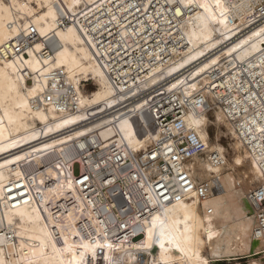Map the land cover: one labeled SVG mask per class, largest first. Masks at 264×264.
I'll return each mask as SVG.
<instances>
[{"label": "bare ground", "instance_id": "bare-ground-1", "mask_svg": "<svg viewBox=\"0 0 264 264\" xmlns=\"http://www.w3.org/2000/svg\"><path fill=\"white\" fill-rule=\"evenodd\" d=\"M95 11L106 14L95 30L108 21L120 27L107 49L88 24ZM137 11L143 18H131ZM62 16L72 22L61 26ZM30 24L59 46L49 56L5 58L3 44ZM147 27L162 36L151 52L140 49L155 62L144 60L147 72L128 80L132 91L161 84L204 144L177 164L163 143L161 181L151 187L134 171L107 175L87 156L116 144L132 158L175 130L153 126L145 111H159L148 98L116 110L127 96L114 77L125 60L119 44L134 47ZM63 81L75 103L46 95ZM263 109L264 0H0V264H220L239 255L264 264L249 196L264 185ZM183 167L193 189L182 187ZM163 184L182 196L164 200ZM202 184L211 188L205 198ZM140 186L149 207L131 192Z\"/></svg>", "mask_w": 264, "mask_h": 264}, {"label": "built area", "instance_id": "built-area-1", "mask_svg": "<svg viewBox=\"0 0 264 264\" xmlns=\"http://www.w3.org/2000/svg\"><path fill=\"white\" fill-rule=\"evenodd\" d=\"M96 13L97 11L90 15L91 20L88 22V24L91 27L92 35L101 38L103 41L106 40L107 49L111 39L114 38V33L119 31L120 27H114L113 24L108 21L103 23L102 27L97 29L100 30L106 28V31L99 34L94 28L97 27L98 19L103 18L106 14L103 13L102 15L95 16ZM120 16L121 18H125V16L121 14ZM62 17L63 19L60 21L61 26H65V24L72 22V19H70L68 16ZM131 18H143V15L137 11L131 15ZM136 26L137 25H134L133 27ZM39 35L38 29L32 24H30L27 29H23L22 27L18 33H16L12 38L3 44L2 55L5 58H29L31 51L35 50L39 56H49L51 53H53L54 49L59 46L58 40L51 39L50 37H39ZM139 35L140 40H135L137 44L134 47H131V45L127 47L123 43L119 44L121 54H123L122 57L125 58L124 61L122 58L118 59V61H121L122 64L118 66L115 61H113V65L116 64L119 73V75H114V77H116L119 82L124 81L127 83V87L121 91L127 93L126 99L117 106L116 110L122 109L136 101L148 98L149 101L152 102V105H156V109L159 111V115L156 114L157 111L151 113L149 108H147L145 111L146 114H151V116L149 114L148 115L150 116L153 126H166L169 128V126L172 124L173 127H175V130L170 129L167 132H164L161 139L156 141V143L151 146L149 150H144L142 153L135 154L132 158L125 157L116 144H111L110 146L104 148H93V154L89 153L87 156L93 158L94 161L100 165L102 171L106 172L107 175L110 174V172L111 174L118 173L122 174L124 179H127L125 176L134 171L136 174L144 176L148 185L151 187L153 184L161 181L162 169L160 168L159 164H162L163 162L160 160L158 164L159 157L156 150H160L163 146V143L170 147L169 154L173 157V160L177 164H181L182 162L191 159L194 155L202 152L204 150V144L193 131L187 132L183 121V110L181 106L173 98L170 101L166 99L164 91L160 89L162 87L161 84L157 83L149 87L140 88L138 91H132L133 85L129 84L128 80L130 78L136 79L138 74L143 75L147 72L146 68H142L144 60H149L152 63L155 62L154 58L141 55L140 49L142 48L143 51L151 52L150 48L157 44V37L162 36V32L161 30L147 27V29H145L142 34ZM142 35L144 36L142 37ZM147 37L148 39H146ZM39 39H42L44 42L41 50H37L35 48L36 42ZM110 53L113 56L115 54L114 49L110 50ZM134 56H136L135 59H137L139 62L138 65H134L131 62V59ZM130 68L132 71H124ZM25 72L27 73V71ZM220 77L222 76L217 77V79ZM29 81L32 82V79H29ZM254 87L256 88V86ZM256 90L259 91V89ZM72 94V87L68 86L66 83H64V81L59 82V88H50L46 91V95L49 99L53 98L63 102L69 101L71 104L75 103V100H71ZM171 104L172 107H170ZM253 113L259 118L256 110ZM262 141L264 142V138ZM76 163L78 165L79 172L81 169V164L79 162ZM164 171L174 176L175 172L173 169ZM145 173H147L149 178H147ZM179 174V180L182 182V187H184L185 190L193 189L195 187V185L191 182L189 169L183 167ZM149 180L151 181L152 185L149 183ZM196 187L199 195L202 198H205L211 192V188L207 184H202ZM161 188H164V193L160 194V196H162L166 201L176 200L182 196L180 191H177L176 188H172L170 185L163 184ZM131 192L134 197L136 196V199L140 205L143 203L149 207V198L142 186H140L139 189L131 190ZM115 196L119 204L129 202V199L125 194L116 193ZM249 196L253 202L259 226L264 230V185H254V187L250 189Z\"/></svg>", "mask_w": 264, "mask_h": 264}, {"label": "rangeland", "instance_id": "rangeland-1", "mask_svg": "<svg viewBox=\"0 0 264 264\" xmlns=\"http://www.w3.org/2000/svg\"><path fill=\"white\" fill-rule=\"evenodd\" d=\"M90 87L92 88V86H90ZM212 116H213V114H211V118L214 119V116L213 117ZM216 131H217L216 125L212 124L210 126V134H211L212 137L215 136ZM221 141H222L223 144H225L229 148V154H233V150L230 149L231 148L230 147L231 140L228 137L226 138V137L222 136L221 137ZM75 173L78 174V165L75 167ZM243 258L244 257H241L239 255L237 257H233L232 260H230V261L225 260V261L221 262L220 264H247L246 259L245 258L243 259ZM214 264H219V263L217 262V263H214Z\"/></svg>", "mask_w": 264, "mask_h": 264}]
</instances>
